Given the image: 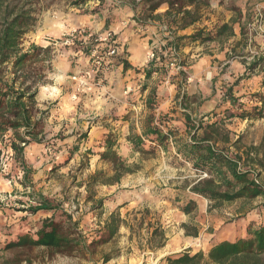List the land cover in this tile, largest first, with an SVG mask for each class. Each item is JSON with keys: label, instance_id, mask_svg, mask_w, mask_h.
<instances>
[{"label": "rangeland", "instance_id": "374dc122", "mask_svg": "<svg viewBox=\"0 0 264 264\" xmlns=\"http://www.w3.org/2000/svg\"><path fill=\"white\" fill-rule=\"evenodd\" d=\"M114 2V0H103L100 3L99 0H89L84 4L72 5L70 0H0V16L4 14L7 8L20 9L24 4L26 7L32 6L35 10L36 21L21 41V47L24 50L30 48L32 44L50 48L48 56L42 54L33 63L35 69H41L46 74L47 84L40 87L37 98L38 111L36 112V118L42 117L44 124L42 155H38L35 159H30L28 155L27 159L29 160L28 165L35 169L31 179L28 180L32 187L24 186L19 182L23 178V173L20 169L15 168L14 160H9L10 165L7 170L2 174L0 173L5 178L7 176L5 174H10L11 180L16 183L14 191L17 190V192H12L13 198L9 197L11 199L9 206L5 205L7 200L0 201V217L7 216L9 219L11 217L12 222H14L13 220L16 221L6 225L7 232H4L6 235L21 236L27 233L35 235L42 225V219L52 215V212L42 210L32 214L26 208L35 204L34 198L37 199L41 195H45L43 192H47L49 195L53 193L52 197L45 196H48L54 204H61L60 210L56 213L58 214L57 220H65L60 216L63 210L72 214L75 220H80V229L89 236L88 242L92 240L98 230H101L100 220L104 216V208L103 214L99 216V211L92 210L91 203L86 202V187L79 188L73 182L79 183L85 180L97 169L111 171L110 164L99 162L100 160L96 159L98 155L87 154V152L88 150H93L94 153L102 152L104 140L109 132H113L112 129H116L113 133L118 137L127 133V127L126 129L117 127L118 123L115 121L122 120L123 125L127 122L135 123L138 120V125L141 127V114H139L138 119L132 116L133 113L135 114L133 105H139V98L136 101L127 99L126 105L123 106L122 103L109 109V111L112 110L110 118L113 119L111 122H107L109 125L112 124L110 131L104 132L100 128H93L99 124H105L110 119L106 115L107 111L103 110L106 107V96L110 93H116L112 90L115 89L114 86L109 87L110 78L108 75L111 70L110 65L117 64L119 60L117 55L105 62V66L103 65L101 71L96 75H88L86 86L80 87L78 82L81 75L94 67L96 56L92 51L96 48L98 51L107 49L106 44L100 43L96 39L106 32L112 31L118 40V33L107 29L108 24L112 22L110 19L117 18V11L114 10L117 5ZM256 4L252 2L248 7L247 14L250 16L251 22L256 21L252 11V7ZM139 9L141 13L132 21L142 25L148 24L150 16L144 11V6ZM108 12L109 15L112 14L113 18H109L107 25L100 30H95L93 25L100 23L99 15L101 13L108 14ZM122 21L121 24H123ZM167 21L160 22L161 29L164 24H168ZM96 26L98 25L96 24ZM246 35L247 39L245 41L243 39L234 48V57L239 56L243 48L249 47L250 44V48L257 52L253 61H257L258 65L252 70H247V74L239 76L237 84H235L237 78L235 80L224 79L222 82L217 80V89H215V93L211 94V97L215 94H221L222 98L212 110L206 109V99L197 100L193 98L190 99L191 102L189 99L187 100L189 86L187 64L183 63L186 69L182 73L176 71L175 68L162 65L160 73L168 77L170 92L172 91L173 94L176 92L172 108L164 115L169 118L168 124L173 126L181 136L186 135L185 113H190L196 120L202 118L208 121V115L212 116L213 112L217 114V117L212 120H216L224 117L225 111H228L227 114L240 113V107L244 110H251L256 105L261 106L257 94H264V50L260 49L262 46L260 39L254 41L252 37V41H250L248 30H246ZM247 54L250 57L253 56L251 51ZM177 57L180 62H186L182 58L183 56L178 54ZM65 65L69 66L67 68L68 74H66ZM9 67V65L5 66L6 78L10 76ZM69 74L76 75L77 79L68 77ZM252 74L256 76L257 88H259L254 91L252 89L242 91L243 88L241 87L238 89L237 85L240 81L242 79H245L244 82L248 81V78L253 76ZM57 81L63 85L62 95L59 98L55 97L56 95L53 93L55 89L48 91L51 89L49 87L54 86ZM152 81L156 82V79ZM179 81L181 87L178 89L175 82ZM161 85V82L158 81V85L155 87L141 85L136 89L128 87L126 91L129 90L127 93L129 96L134 93H144L146 90L149 94L154 88L163 92L159 87ZM254 86L252 85L253 88ZM228 88H232L233 96L239 99L236 104H232L225 96ZM165 90L168 91L167 88ZM117 102L119 101L115 103ZM159 102L160 100L152 108L144 102L146 109L151 112L145 116L144 125L151 114L158 122L164 116L162 114L155 115L157 113L155 109L159 106ZM183 108L186 111H181ZM59 112L63 114V118L58 116ZM65 114L68 116L65 117ZM225 124L232 131L233 137L241 136L240 145L242 147H248L251 144L259 145L263 139L264 119L250 121L234 117L227 119ZM131 127L134 132H137L135 124ZM162 128L167 130L166 127ZM9 136L7 134L4 140L0 139V157H7L6 144ZM147 146L153 145L147 143ZM75 147H79V150L74 151ZM155 148L153 154L141 155L139 153L135 156L133 164L137 165L138 169L131 176L127 175L124 178V185L96 187L98 197H106L108 200L117 197L124 204L130 202L131 208L128 212L132 213V217L128 220L135 227L137 241L143 244L147 243L149 237L148 224H152V228L163 227L167 231L168 238H170L174 234L172 230L176 233L178 228L186 223L202 231L198 244L193 247L202 249L207 253L210 239L213 236L220 239H230L236 234H242L248 221L264 222V208L260 206L264 204V198L255 199L245 206H242L241 202H235L213 208L208 199L189 190V186L198 180L200 174L190 164H185L180 157L173 153V148L176 150L173 141L169 140L162 146L155 145ZM32 163L36 165L33 166ZM191 199L196 201L198 207L191 215H186L180 208ZM123 212V215L120 212L121 216L127 217L126 213L128 212ZM143 217L144 224L139 227L140 219ZM8 242L7 240L0 241V264H102L101 257L104 253L114 249L119 250L118 255L121 253V249L116 247L117 244L114 241L111 244L98 247L92 256L80 252L62 255L37 246L7 249L6 244ZM147 263L145 261L143 264Z\"/></svg>", "mask_w": 264, "mask_h": 264}, {"label": "trees", "instance_id": "16d2710c", "mask_svg": "<svg viewBox=\"0 0 264 264\" xmlns=\"http://www.w3.org/2000/svg\"><path fill=\"white\" fill-rule=\"evenodd\" d=\"M70 1L72 5H80L89 0ZM99 1L102 3L103 0ZM147 2H151L148 8L150 17L162 4H167L169 8L166 15L172 17V23H179L184 28L202 19L205 10L211 5L210 0H147ZM34 11L32 6L26 7L24 4L20 9L7 8L0 16V139L4 140L7 134L10 135L6 147L13 152L15 168L23 173L20 183L27 187H32L28 180L34 174V169L28 165L25 151L31 144L42 143L44 140L43 118H36V112L40 87L47 84L46 74L41 69H35L33 63L42 54L48 56L50 51L49 47L44 48L36 44H32L27 50L21 47L24 35L36 21ZM154 17L162 18L159 14ZM236 22L237 20H232L218 24L210 31L202 28L188 37L193 42L227 40L235 35L233 25ZM241 34V41L243 39L245 41L247 35L244 26L241 28ZM181 38L174 35L172 37L171 43L178 51ZM106 50H101L100 53L104 54ZM118 62L123 63L125 70L130 68L127 60L119 58ZM8 65L10 76L6 78L5 66ZM160 65L162 67V64ZM257 65V61L252 62L248 70L254 69ZM158 70L162 68L145 70V74L151 77ZM238 81L239 79L235 84ZM175 83L179 89L181 82ZM232 92L233 89L228 88L225 96L232 104H236L239 99L235 98ZM163 95V92L154 88L147 97V106L152 108ZM257 96L260 98L261 106L256 105L251 110L240 107V113L227 114L228 111H225L224 117L216 120H212L217 117L215 112L212 116L208 115V121L202 118L196 120L190 113H185L187 127L185 136L178 134L177 130L168 124V116L164 115L158 122L151 114L141 134L134 132L130 127L128 140L133 149L141 155L153 154L156 150L155 145L162 146L172 140L176 147L175 155L200 174L198 180L189 186L192 193L208 199L213 208L235 202H241L242 206H245L255 199L264 198V136L259 145L242 147L241 136L233 137L225 121L234 117L250 121L264 119V94ZM162 127H166L167 130ZM118 139L116 134L109 132L104 140L102 152L94 153L93 150L87 152L98 155L100 161L110 164L111 171L97 169L85 180L73 182L79 188L86 187V202L91 203L92 210L99 211V216L103 214L108 199L98 197L96 187L120 184L125 176L135 173L138 169L137 165L129 164L119 154ZM147 143L153 146H147ZM78 150L79 147H75L74 151ZM204 173L207 174L206 177L202 176ZM5 175L11 179L10 174ZM33 200L35 204L29 205L27 211L36 214L43 210L52 212V215L42 219V225L35 235L27 233L19 236L17 240H11L6 244L7 249L37 246L62 255L80 252L92 256L98 247L111 242L122 226H129L135 233V227L127 219L119 212H113L101 230H98L88 242L89 236L80 229V220H75L72 214L63 210L60 216L65 220H57L56 213L60 210L61 204H54L45 195ZM260 206L264 208V204ZM197 207L196 201L191 199L180 210L186 215H191ZM143 224L144 217L140 219L139 227ZM148 226L147 247L152 251L163 248L169 240L167 231L161 226L153 228L152 224ZM182 226L186 235L199 236L197 227H191L186 223ZM243 231L242 234H236L230 239L221 240L213 236L207 253L202 249L189 247L179 253L167 255L159 264H264V222L248 221ZM118 251L114 249L104 253L101 258L102 264L116 257Z\"/></svg>", "mask_w": 264, "mask_h": 264}, {"label": "crops", "instance_id": "0c3cea01", "mask_svg": "<svg viewBox=\"0 0 264 264\" xmlns=\"http://www.w3.org/2000/svg\"><path fill=\"white\" fill-rule=\"evenodd\" d=\"M114 1V3L117 5V8L114 9L115 12L117 11V18L114 19L112 14L109 15V12L108 14H97L99 15L100 23H96L98 26L94 24L93 27L97 31L100 30L103 26L107 25V22L109 21L108 19L112 17L113 19H110L112 22L110 21L111 23L108 24L107 29L114 30L118 33L117 37L119 42V51L117 58L127 60L130 64V68L126 70L124 69L123 63L117 62V64L111 65V70L109 71L108 75L110 78L109 87L114 86L115 89L112 90H114L116 93H110L108 96H106V107L103 111H107L106 115L108 118H110V113L112 110L109 111V109L115 105L119 106L123 103L124 106L127 104V99H132L133 101H136L139 98L141 99H139V105H133L135 114H132L133 118L136 119H138L139 114H141V127L138 125V120L135 123L127 122L123 125L122 120L115 121L118 123L117 127H122L123 129H126L127 127V133H124L123 136L119 137L118 139V152L124 159L127 160L129 164H133L135 161V156L139 155V153H136L133 150V146L128 140L130 127L131 125L133 126L135 124L137 127V132L141 134L144 129V118L151 112L146 109V104L144 105V102L147 101V97L149 95L147 93L148 90H146L144 93H134L129 96V94L127 95L128 92L126 91V88L129 87L130 89H136L141 85L147 87L152 85V87H155L158 85V81L161 82L162 85L159 87L162 89L164 95L160 99L159 106L155 109L157 111V113H155L156 116L161 114L164 115L172 108L173 100L176 94V92L174 94L172 91L170 92L168 86L170 81L168 77L163 76L162 73H160L161 70L155 71L151 77L146 76L145 70L161 68L159 63L150 61L149 54L151 50L154 47L157 50L162 49V44L167 39L169 34H172L176 37H182L179 43L180 49L178 54L183 56L182 58H184L186 61L185 64H187V74L189 75L187 100L189 99V102H191L193 98L197 100L206 99V109L212 110L217 106V103L222 98L221 94H215L211 97V94L215 93V89H217L216 86H218V82H222L224 79H238L239 76H243L245 73L247 74L246 71L248 70V67L252 62H254L253 59L255 58V55H257V52H254L253 49L250 48V44L249 47L243 48L239 56L234 57L233 51L242 39V26H244L247 30V26L251 22L250 16L247 14L248 7L252 4V2H254L257 3L256 5L264 8V0H210L211 5L207 10H205L202 19L188 25L185 28L179 23H172V17H168L166 15V11L169 8L167 4H162L153 13V16L150 17L148 24L142 25L132 20L133 18L138 17L141 13V10L139 9L141 6H144V11L150 15L148 8L151 2H147V0ZM156 14H159L162 16V18H155L154 15ZM166 20H168V24L164 25L167 26V29L164 30L163 27L161 29L159 26L160 22ZM232 20H237V22L233 25L235 35L230 39L209 42H193L188 37L199 29L206 28V30L210 31L213 30L216 25L222 24L224 22H231ZM121 21L123 24H121ZM252 32L254 33L253 36ZM250 33L254 41L260 39L259 41H261L262 45L260 49L264 50V26H253V29H250ZM249 51L253 53V56H248L247 53ZM64 67H66L65 71L66 74H68L69 70L67 68H69V66L65 65ZM69 75L68 77L77 79L76 75ZM153 79H156V82H153ZM244 81L245 79L240 81L239 85H237L238 89L241 87L243 88L242 91H250V89L254 91L259 88H257L258 81L254 75L249 77L248 81ZM252 85H255L254 88ZM49 88L51 89L48 91L55 89L53 92L56 95L55 97L59 98L62 95L63 85L60 82L57 81L54 86H50ZM165 88H167L168 91H166ZM45 89H47V87H45ZM116 101L119 102L115 103ZM181 111L186 110L183 108ZM58 116L60 118L64 117L61 112L58 113ZM67 116L68 115L65 114V117ZM112 120L113 119L110 118L105 124L101 125L98 123L99 126H94L93 128H100L104 132H108L110 131L112 124L109 125L107 122H111ZM115 130L116 129H112L113 132ZM42 150V143H35L28 146L25 151V159L27 163H29V160H27L28 155L30 159H35V157L38 155H42ZM173 151V153L176 152L175 148H173ZM96 159L100 160L99 156ZM46 160L49 161L47 158ZM32 164L33 166L36 165L34 163ZM129 176H131V174H129ZM124 178L120 183L121 185H124ZM120 184H117V186ZM14 185H16V183L13 182V180L7 179L0 175V201L2 202L4 199L7 200L5 205L9 206V202L11 201L10 198L14 197L12 196V192H17V190L14 191ZM34 189L35 188L33 187V190ZM43 194L48 195L49 197L54 195L53 193L49 195L47 192H43ZM129 203L124 204V202H120L117 197H112L111 199L107 200L106 204L104 205V216L102 220H100V227H103L111 213L121 212L123 215V211L128 212L131 208ZM200 206L201 205L199 204V208ZM126 214L127 217H125V219L130 222L128 218L132 217V213L128 212ZM13 221L16 222L15 220ZM14 222H12L11 217L10 219L7 216H2V218L0 217V241L7 240L10 242L11 240L18 239L19 236L16 234H4L5 231L7 232L6 225L13 224ZM172 232L174 234L169 238L167 244L163 248L152 251L147 247L146 244L136 240L135 233L131 231L129 226H122L118 235L111 242L107 243L111 244L114 241V243L117 244L116 247L121 249V253L106 264H143L145 261L148 262L147 264H159L160 260L167 255L179 253L189 247L197 245L198 240H200V235L202 234V231L200 230L199 237L186 235L185 229L182 226L178 228L176 233L174 230H172Z\"/></svg>", "mask_w": 264, "mask_h": 264}, {"label": "built area", "instance_id": "2783aa9c", "mask_svg": "<svg viewBox=\"0 0 264 264\" xmlns=\"http://www.w3.org/2000/svg\"><path fill=\"white\" fill-rule=\"evenodd\" d=\"M252 11L254 12L253 14L255 15L256 21L250 22V24L247 26V30L249 31L248 38L250 41L252 39L250 29L252 30L253 26H257V22L259 23L258 26L264 25V8L259 5H255L252 7ZM163 29L166 30L167 26L163 25ZM172 37H173L172 34H169L167 36V39L162 44V49L157 50L154 47L149 54V59L151 62L160 63L168 68L169 67L175 68L176 71H183L186 69V66L185 64L181 63L180 60H178V57H177L178 50L171 43ZM96 40H99L100 43L106 44L107 50L104 51V54L100 53V51H98V48L92 51V53L96 56V59L94 60V67L86 71L83 75H81L78 78L80 87H84L88 84V79H87L88 75H91V74L96 75L98 72L101 71V68L105 64V62L110 61L111 57H114L118 54L119 42L114 32L108 31L104 35L99 36V38ZM13 159H14V155H13V152L10 150H7V157H4V158L0 157V173L1 174L4 173L7 170L8 166L10 165L9 160L13 161ZM206 176L207 174L204 173L203 177H206Z\"/></svg>", "mask_w": 264, "mask_h": 264}]
</instances>
